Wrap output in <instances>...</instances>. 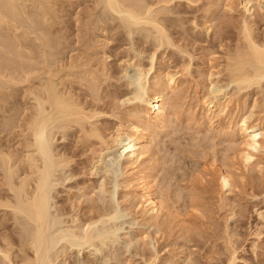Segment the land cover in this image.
Here are the masks:
<instances>
[{
    "label": "rangeland",
    "instance_id": "374dc122",
    "mask_svg": "<svg viewBox=\"0 0 264 264\" xmlns=\"http://www.w3.org/2000/svg\"><path fill=\"white\" fill-rule=\"evenodd\" d=\"M102 1L60 0L57 13L52 15L54 19L47 26L52 51L58 57L65 58V42L78 46L77 36L84 34L82 23L88 17H93V30L89 33L94 39H103L105 49L111 54L107 61L111 79L102 83L101 100L93 104L89 96L88 105L95 107L97 103L96 108L105 112L98 118V123L108 134L120 122L127 121L129 111L130 104L124 101L129 96L127 82L132 79L134 70L130 68L123 73L120 67L122 61L130 55L148 67L157 41L149 26L132 25L130 30L123 25L121 16L109 10ZM225 1L171 0L165 4L169 8L166 9L167 13L163 9L159 13L166 20L170 38L177 47L163 46L157 49L156 68L164 72H181L185 63L190 67L188 74L184 75L186 71L180 73L185 77L182 76L183 94L178 100V108L175 107L179 116H174L175 112L170 116L171 126L160 129L147 156L148 163L154 162L156 166L151 170L153 188L160 194L165 206L156 222L142 215L144 197L138 183L135 181L126 185L123 182L125 157L121 150H109L103 160L106 168L102 166L96 169L92 168V152L88 146L76 143L74 130H69L64 139L60 137L61 133L57 134L55 149L65 152L73 161L69 167L56 171L50 193L49 214L52 222L48 230L55 242L52 254H57L56 258L59 256L57 260L55 258V263L61 264L65 259L69 264H232L229 261L231 245L234 244L239 258L237 264H264V221L256 212L264 208V176L262 178L256 169L244 171L243 161L238 154L236 157L234 151L237 153L238 142H235L239 136L234 138V144L227 140L224 131V136L221 132L228 119L223 124L216 121L213 131L207 122L202 126L195 122L203 112L202 105L196 104V100L207 91V73L222 68L219 63L223 62L226 51L223 44H230L233 48L240 33L244 13L239 4L241 0H233L232 10ZM155 8L160 7L156 5ZM90 10L92 13L89 16ZM261 14H264V9L256 11L255 26L262 37L264 15ZM77 16L81 20L79 25ZM209 25L211 27L206 28ZM34 28L31 26L30 32ZM36 34L35 28L29 38L34 40ZM74 85L81 88L78 87L81 86L79 83L75 82ZM220 85L228 95H237L238 87L235 84L223 82ZM86 91L87 88L83 86L82 92L85 94ZM245 98L243 111L247 110L251 96ZM18 102H21L20 98ZM10 103L8 109L12 106V100ZM112 110L116 115L110 114ZM193 111L194 119L187 120ZM8 112L6 114H10ZM6 114L0 110V123ZM18 131V128L0 130L2 149L20 152L21 148L16 143ZM226 132H230V128ZM233 156L236 157L234 161ZM218 167L233 173L235 187L226 193L220 188ZM243 171L246 173L242 179ZM6 177L0 159V201H3L0 202V234L5 230V233L10 232L19 246L25 240L32 239L36 226L20 209L3 205L7 198L12 200L14 206L17 205L15 193L10 189ZM223 197H227L228 204ZM231 206L237 210L234 216ZM72 213L77 217L76 221H72ZM90 221L93 223L89 227ZM255 228L263 231L256 251L251 246L255 239L252 234ZM87 230L95 234V244L83 239ZM230 234L234 243H231ZM105 235L109 237L105 238ZM63 236L65 239L61 240ZM100 236L105 238L103 245Z\"/></svg>",
    "mask_w": 264,
    "mask_h": 264
},
{
    "label": "bare ground",
    "instance_id": "6f19581e",
    "mask_svg": "<svg viewBox=\"0 0 264 264\" xmlns=\"http://www.w3.org/2000/svg\"><path fill=\"white\" fill-rule=\"evenodd\" d=\"M59 1L0 0V110L5 114L10 111V114L3 117L0 130L18 128L20 133L16 143L21 148L20 152L16 153L10 148L5 151L0 146V159L17 204L14 206L12 200L7 198L3 205L20 209L19 211L25 213L36 226L32 239L25 240L19 246L10 232L5 233V230L0 234L3 235L0 237V264H57L54 261L57 254H52L55 242L48 230L52 222L49 214L50 193L56 171L69 167L73 161L65 152L55 149L58 133H61L60 137L64 139L69 130L75 131L76 143L88 146L90 153L92 152V168H106V164H103L105 154L112 148L121 150L125 157L123 182L129 185L136 181L143 192L142 215L156 222L158 215L165 208L160 194L154 190L152 184L151 170L156 166L154 162L148 163L147 156L151 151L150 145L159 135L160 129L171 126L170 116L174 112V116H179L175 107L183 94L182 76L185 77L184 75L189 73L190 67L187 63L186 66L183 65L184 71L187 72L184 75L180 74L183 70L164 72L156 68L157 49L176 46L168 33L166 20L159 16L162 9L167 13L166 9L169 8H166L165 4L171 0H101L109 10L121 16L123 25L129 29L132 25L149 26L157 41L148 67L140 61H135L130 55L122 61L120 67L123 73L130 68L134 70V78L127 82L130 88L129 96L123 100L130 104L129 111H126L127 121L120 122L115 130L108 134H105L98 123V118L105 112L96 108L97 103L95 107L88 105V97L92 98L93 104L101 100L102 83L111 79L107 62L111 54L105 49L103 39H94L89 33L93 30V17L82 21L84 34L77 36L78 46L65 42L67 56L61 58L54 54L49 44L52 39L49 40L51 36L47 25L54 19L52 15L57 13ZM226 1V6L234 9V1ZM262 1H240L244 13L240 21L239 36L237 35L233 48L230 44H223L226 51L223 62L219 63L222 68L207 73V91L196 100V104L202 105L203 112L200 119L196 118L195 121L199 125L207 122L213 131L216 121L223 124V121L228 119L221 132L224 131L227 140L233 143L234 138L239 136V140L235 142H238L237 153L234 150L236 157L238 154L242 159L244 171L256 169L261 177L264 176V28L261 37L262 33L258 35L255 25L256 11L264 9ZM156 5L160 8L156 9ZM91 13L90 10L89 16ZM76 21L79 25V16ZM31 26L35 27L37 32L34 40L41 42L37 43L29 38L35 30L34 28L30 32ZM75 82L79 83L81 86L78 87L81 88L75 87ZM223 82L235 84L238 87V93H235L237 95L229 96L226 89L220 85ZM83 86L87 88L88 94L82 92ZM250 89L251 92L248 91ZM244 90L246 92L240 95ZM247 96H251V100L247 110L243 111V100ZM19 98L21 102H18ZM11 100L12 106L8 109ZM193 113L194 111L189 114L192 115L187 120L194 119ZM110 114L116 115L114 110ZM229 128L230 132H226ZM244 171L241 178L245 177ZM217 174L224 193L235 187L231 171L218 167ZM223 200L228 204L227 197H223ZM231 210L232 216L237 214L235 207ZM256 212L264 221V208ZM70 216L72 221L77 220L73 213ZM91 223L93 222L90 221L89 227ZM252 234L255 239L252 240L251 246L255 250L263 231L258 228ZM94 235L92 231L87 230L82 237L86 242L95 244ZM232 236L230 234L229 238L232 239ZM108 237L105 235V238ZM60 238L65 239L64 236ZM101 238L103 245L105 238ZM231 243H234L233 239ZM231 249L229 262L237 264V248L233 244ZM61 264L69 263L63 259Z\"/></svg>",
    "mask_w": 264,
    "mask_h": 264
}]
</instances>
